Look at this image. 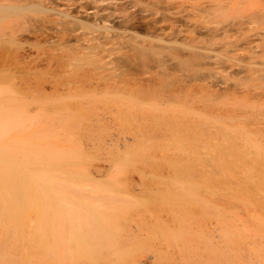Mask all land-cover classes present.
Segmentation results:
<instances>
[{
  "label": "bare ground",
  "instance_id": "1",
  "mask_svg": "<svg viewBox=\"0 0 264 264\" xmlns=\"http://www.w3.org/2000/svg\"><path fill=\"white\" fill-rule=\"evenodd\" d=\"M38 6V15L0 27L29 30L51 43L34 55L16 52L17 58L30 57L35 67L56 66L68 89H76V101L62 102V110L85 111L89 93L117 97L121 104L112 119L98 118L84 131L95 127L101 134L110 122L139 127L131 143L121 142L122 133L110 139L109 167L102 173L108 177L102 181L90 168L92 154L82 148L0 141V264H264V244L247 240L264 238V218L244 225L236 212L226 216L220 199L201 190L205 180L193 171V156L164 155L171 170L162 187L135 191L133 175L125 172L138 168L142 147L162 130L177 141H193L215 125L208 115L221 108L206 99L212 85L226 81L221 64L230 62L239 72L250 68V79L259 78L262 69L253 66L260 55L252 46L264 52V0H0L1 13ZM82 17L88 25L80 23ZM138 26L155 37L140 38ZM184 39L191 48L180 52L175 43ZM244 54L247 61L236 64ZM189 77L199 80L191 93L203 96L197 111L171 114L170 102L197 100L184 91ZM241 88L232 96L264 100V83ZM153 99L157 103H147ZM14 112L0 103V138L10 131L7 113ZM231 195L239 199L235 191Z\"/></svg>",
  "mask_w": 264,
  "mask_h": 264
},
{
  "label": "rangeland",
  "instance_id": "2",
  "mask_svg": "<svg viewBox=\"0 0 264 264\" xmlns=\"http://www.w3.org/2000/svg\"><path fill=\"white\" fill-rule=\"evenodd\" d=\"M41 12L42 8L39 6L20 9V11L17 8V10L8 13L0 12V27L8 21L28 15H38ZM81 19L84 20L80 22L82 25H88L86 17ZM256 24L261 26L258 22ZM135 32L137 35L140 34L139 37L141 36L142 39L155 37L150 30L141 26H138ZM200 37L201 39L207 38L206 35ZM45 45H51V43L42 39L37 40L29 30L13 31L0 28V103L4 108H12L15 111L12 114L7 113V119L10 120L8 123L10 131L7 136L0 138V141L16 138L40 144L47 143L59 149L65 145H70L77 150L82 148L84 152L92 154V156L90 155L92 158L90 168L94 171L93 176L102 181L108 177L102 173H106L107 167H109L108 153L112 149L109 146L110 139L118 138V133H122L121 138L126 136V140L121 139V142L131 143L130 136L138 129L139 125L132 122L123 127L110 122V125L103 128L101 134L95 130V127L93 130L84 131L83 127H88L91 124L94 126L98 118L112 119L121 102L117 97L113 98L103 93H89V98L86 101L88 106H84L85 111H77L72 107L62 110V102L73 104L76 101V89H68L71 84L64 82L62 76H58L59 70L56 66L50 67L41 64L35 67L29 62L30 57H27L26 61H22L16 55V52L34 55L37 48ZM175 47L181 52L191 48V45L188 40L184 39L178 40ZM252 50H257L260 55L257 59L259 64L253 66V69L255 67L262 69L258 72V79H250V68L239 72L238 66L229 67L231 63L228 62L221 64L223 69L220 68L226 78L225 83L211 86L212 96H208L210 98L207 97L206 100L213 105H219L221 111L220 114L217 112L219 115L213 113L208 116L215 117L214 126L221 124L222 128L218 129L211 125L209 129L207 128L209 132H212L211 134L206 136L208 133L206 131L204 135H198L197 139L193 141L182 138L177 141L170 131L162 130L159 137L150 139L142 147L143 155L138 162V168L125 171L133 175L132 183L136 186L135 191H139V187L142 185L148 188L164 186L161 179H167V172L171 170L169 159H164V155L178 158L190 155L195 158L192 162L193 171L198 173L201 180H205L204 184L202 181L201 190L210 192V197L215 196L220 199L226 216L236 212L240 220H243L241 224L244 225H253L258 218H264V100L247 102L245 99L235 98L231 94L234 89H242V85L264 83V52L262 48L255 45L252 46ZM245 59L247 57L244 54L238 60L239 62L235 63L244 64L247 61ZM187 79L189 81L183 83V87L187 86V90L184 91L191 93L193 87L195 91H198L199 80L195 77ZM170 80L174 81V79ZM12 89L13 91H11ZM201 94H195L197 97L195 101L190 98V101L174 100L170 102L175 110L171 114L176 112V116H183L197 111L200 104L199 99L203 97ZM156 101L153 99L147 103H157ZM139 105L142 103H138ZM176 108L179 109L178 113ZM182 110L184 113L181 112ZM95 126L98 125L95 124ZM182 136L186 137L185 134ZM80 143L81 145H79ZM29 146L23 144L22 147L28 150ZM152 162L159 163L156 166ZM143 167H146L148 172L144 173ZM97 169H100V173H97ZM58 176L62 178L61 171ZM60 181L62 182V179ZM206 187L207 189H205ZM233 191L236 193V198L239 199L231 198ZM211 219L215 221L212 216ZM32 224L33 222L30 221L29 226L25 229H31ZM15 240L19 249H22L21 240L18 238ZM247 240H252L255 243L261 241L264 244V238L257 236H251ZM10 264H21V262L15 260Z\"/></svg>",
  "mask_w": 264,
  "mask_h": 264
}]
</instances>
